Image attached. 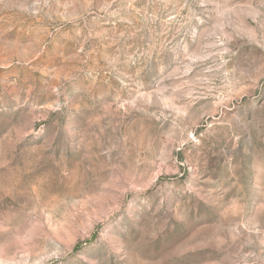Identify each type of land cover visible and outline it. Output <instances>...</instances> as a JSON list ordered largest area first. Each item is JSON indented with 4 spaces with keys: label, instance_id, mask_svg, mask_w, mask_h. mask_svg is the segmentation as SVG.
Segmentation results:
<instances>
[{
    "label": "rangeland",
    "instance_id": "obj_1",
    "mask_svg": "<svg viewBox=\"0 0 264 264\" xmlns=\"http://www.w3.org/2000/svg\"><path fill=\"white\" fill-rule=\"evenodd\" d=\"M0 264H264V0H0Z\"/></svg>",
    "mask_w": 264,
    "mask_h": 264
}]
</instances>
